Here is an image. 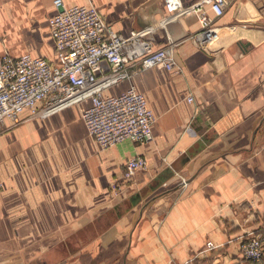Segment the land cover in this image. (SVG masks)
Returning <instances> with one entry per match:
<instances>
[{
	"label": "crops",
	"instance_id": "0c3cea01",
	"mask_svg": "<svg viewBox=\"0 0 264 264\" xmlns=\"http://www.w3.org/2000/svg\"><path fill=\"white\" fill-rule=\"evenodd\" d=\"M61 2L93 4L114 33L153 49L171 44L174 66L105 91L132 86L144 97L154 119L146 143L99 148L81 104L3 120L0 264H251L238 249L264 232V0H230L219 17L202 7L208 45L199 11L166 19L162 0ZM53 13L52 0H0V55L51 60ZM133 156L145 169L114 194Z\"/></svg>",
	"mask_w": 264,
	"mask_h": 264
},
{
	"label": "built area",
	"instance_id": "2783aa9c",
	"mask_svg": "<svg viewBox=\"0 0 264 264\" xmlns=\"http://www.w3.org/2000/svg\"><path fill=\"white\" fill-rule=\"evenodd\" d=\"M229 1L197 0L187 9L179 0H162V3L166 19L185 11H199L200 43L208 45L214 34L211 29L207 30V19L200 9L205 7L219 17ZM52 5L54 13L47 20L53 41L51 60L28 54L15 58L0 55V133L3 120L17 124L23 110L32 116L45 117L82 103L80 119L87 135L99 148L124 139L138 144L148 142L154 119L144 97L132 86L118 95L105 91L140 70L153 67L171 70L174 66L172 45L153 49L149 41L135 32L127 37L114 33L93 4L65 7L61 0H52ZM144 169L142 157L125 159L120 183L112 180L111 191L119 193L124 183ZM260 250V243L254 238L239 243V252L246 260L257 261Z\"/></svg>",
	"mask_w": 264,
	"mask_h": 264
},
{
	"label": "rangeland",
	"instance_id": "374dc122",
	"mask_svg": "<svg viewBox=\"0 0 264 264\" xmlns=\"http://www.w3.org/2000/svg\"><path fill=\"white\" fill-rule=\"evenodd\" d=\"M79 104H81L82 105V103H79ZM73 105V104H72ZM70 106V105H69ZM68 107V106H67ZM66 108V107H65ZM64 109V108H63ZM60 110H62V109H60ZM60 110H58V111H60ZM57 112V111H56ZM55 113V112H54ZM53 114V113H52ZM51 115V114H50ZM47 116H49V115H47ZM47 116H45V117H47ZM39 117V116H38ZM41 118H43V117H41ZM19 123V122H18ZM17 123V124H18ZM13 125H16V124H13ZM250 238H254V239H256L259 243H260V257H259V259L257 260V261H250V260H246V259H244L242 256H241V254H240V257H241V259L242 260H244V261H246V262H249V263H251V264H259L260 263V261H261V259H262V257H263V246H262V242H263V240H264V232H259V233H255V234H252L251 236H249V237H247V238H245V239H243V240H241L240 242H242V241H245V240H248V239H250ZM239 250V249H238ZM240 253V252H239Z\"/></svg>",
	"mask_w": 264,
	"mask_h": 264
},
{
	"label": "bare ground",
	"instance_id": "6f19581e",
	"mask_svg": "<svg viewBox=\"0 0 264 264\" xmlns=\"http://www.w3.org/2000/svg\"><path fill=\"white\" fill-rule=\"evenodd\" d=\"M214 39H215V38H214ZM214 39H213V40H214Z\"/></svg>",
	"mask_w": 264,
	"mask_h": 264
}]
</instances>
